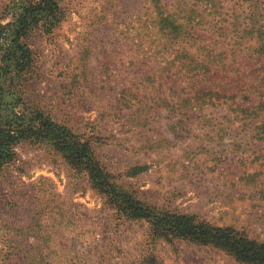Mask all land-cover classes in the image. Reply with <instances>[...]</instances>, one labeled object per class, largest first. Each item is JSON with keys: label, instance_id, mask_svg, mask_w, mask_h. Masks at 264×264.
Here are the masks:
<instances>
[{"label": "rangeland", "instance_id": "rangeland-1", "mask_svg": "<svg viewBox=\"0 0 264 264\" xmlns=\"http://www.w3.org/2000/svg\"><path fill=\"white\" fill-rule=\"evenodd\" d=\"M157 1L63 0L60 25L30 40L38 78L27 94L89 137L115 180L143 202L264 241V54L233 60L242 0H160L170 10L182 1L223 6L212 22L233 11L230 35L211 37L221 40L214 51L229 57L217 67L219 80L237 97L205 98L214 103L187 118L177 105L172 113L152 102L162 87L146 77L161 75L164 59ZM172 99L184 108L185 98ZM17 153L0 172V264H24L29 247L44 242L64 247L49 253L51 264H143L148 256L160 264H248L214 246L154 238L146 220L119 218L87 173L45 146L24 143Z\"/></svg>", "mask_w": 264, "mask_h": 264}, {"label": "trees", "instance_id": "trees-1", "mask_svg": "<svg viewBox=\"0 0 264 264\" xmlns=\"http://www.w3.org/2000/svg\"><path fill=\"white\" fill-rule=\"evenodd\" d=\"M62 1L9 0L0 8V172L16 159L22 144L45 146L59 153L78 172L87 173L92 186L105 195L107 203L116 209L119 218L146 220L154 238H179L214 246L242 262L264 264V241L252 238L233 226L216 225L198 220L191 214L159 209L137 198L115 180L98 158L89 137L56 119L39 101L28 96L27 85L38 78L36 52L30 40L35 32L52 33L60 25L64 18ZM155 8L164 59L162 74L146 77L154 84L160 80L159 87H162L152 101L154 106L172 113L181 108L179 113L182 118H187L206 111L205 103H214L205 102V98H236L235 94L228 95L226 85L229 84L220 82L221 76L217 75V67L225 65L229 57L224 49L214 51V42L220 46L221 40L212 41L211 37L214 31L219 32L217 35L221 39L230 35V27L234 23L231 17L233 11L229 10L231 12L226 21L212 22L208 16L211 13L221 14L223 6L210 11L207 5L201 7L198 3L182 1L170 10L158 0ZM235 9H240L239 17L243 21L239 19L242 35L230 36L236 41L235 48L231 50L233 60L247 52L253 56L264 54V0H242ZM7 16H10L8 20ZM173 77L182 80L178 82ZM244 97L249 98L248 95ZM170 98H185L186 101L182 100L184 108ZM201 98L204 99L203 106L198 104ZM261 127H264V121ZM137 169L141 168L132 169L133 174L137 173ZM63 248H49L45 242L36 247L30 246L23 256L24 264H51L49 253L59 256V250ZM69 261L67 259L65 263ZM142 263L160 264L154 256L144 258Z\"/></svg>", "mask_w": 264, "mask_h": 264}]
</instances>
